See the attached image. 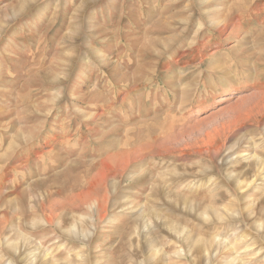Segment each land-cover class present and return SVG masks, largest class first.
<instances>
[{
    "label": "rangeland",
    "instance_id": "rangeland-1",
    "mask_svg": "<svg viewBox=\"0 0 264 264\" xmlns=\"http://www.w3.org/2000/svg\"><path fill=\"white\" fill-rule=\"evenodd\" d=\"M261 160L264 0H0V264H264Z\"/></svg>",
    "mask_w": 264,
    "mask_h": 264
},
{
    "label": "bare ground",
    "instance_id": "bare-ground-1",
    "mask_svg": "<svg viewBox=\"0 0 264 264\" xmlns=\"http://www.w3.org/2000/svg\"><path fill=\"white\" fill-rule=\"evenodd\" d=\"M229 24V23H228ZM225 28V27H224ZM197 34V33H196ZM198 35V34H197ZM197 35L195 36V37H197ZM195 40H196V38H194ZM159 66V65H158ZM178 75V74H177ZM153 76H154V74H153ZM178 80V79H177ZM180 87V86H179ZM185 87V86H184ZM261 95H262V93H261ZM56 98V97H55ZM155 102V101H154ZM93 117V116H92ZM165 151V150H164ZM132 157V156H131ZM252 157V156H251ZM115 158V157H114ZM254 158V157H253ZM251 159V158H250ZM254 159H256V158H254ZM262 161V160H261ZM260 166V168H259V172L261 171V172H263L264 171V163H263V161L262 162H258V167ZM263 166V168L261 169V167ZM257 175H259V174H257ZM264 177V176H263ZM253 178H255V177H253ZM262 178V177H261ZM110 180V179H109ZM238 181V180H237ZM236 182V181H235ZM257 181L255 180V179H253L252 181H247V182H243V181H240L239 182V187L238 188H240V189H244V188H246L245 189V191H248L249 189H251V187L256 183ZM189 186V185H188ZM208 186V185H207ZM115 187V186H114ZM195 187H197V186H195ZM210 187H216L217 188V183L215 184V183H211V186ZM258 188V187H257ZM213 189V188H212ZM216 190V189H215ZM219 190V189H218ZM222 190V189H221ZM237 189H235V191H236ZM253 190V189H252ZM260 190V189H259ZM227 191V190H226ZM234 191V192H235ZM242 191V190H241ZM262 191H263V189H262ZM89 192V191H88ZM198 192V191H197ZM227 192H229V191H227ZM239 192V191H238ZM229 195H230V193H228ZM227 194V195H228ZM232 194H233V192H232ZM238 194V193H237ZM263 194V193H262ZM86 195V194H85ZM224 195V194H223ZM236 195V194H235ZM1 196H2V194H1ZM232 196V195H231ZM230 196V197H231ZM253 196V195H252ZM256 196H257V194H256ZM262 197V196H261ZM244 198V197H243ZM248 199H250L249 198V195H248V197H247ZM234 199H235V197H234ZM234 199H232V201L234 200ZM244 199H246V196H245V198ZM244 199H241V200H243L244 201ZM254 199L256 200V197L254 196ZM254 199H252V200H254ZM262 199V198H261ZM260 199V200H261ZM88 200V199H87ZM259 200V199H258ZM256 201V202H259L260 203V201ZM263 200V199H262ZM261 200V201H262ZM105 201V200H104ZM104 201H102L101 199H94L93 201H89V202H86L87 203V205L89 206V208L97 215V216H99L100 218H103L104 216H103V213L106 211V206L104 205ZM236 202H238V200L236 201ZM256 202H249L248 204L249 205H247V206H249L250 208H251V210H253V209H255V208H257L256 207ZM263 202V201H262ZM239 203V202H238ZM264 203V202H263ZM236 204V203H235ZM237 205V204H236ZM246 205V204H245ZM63 206V205H62ZM62 206H60V207H62ZM226 206V205H225ZM260 206H261V204H260ZM211 207V206H210ZM213 207V206H212ZM227 207V206H226ZM230 207H231V205H230ZM229 207V208H230ZM240 207V206H239ZM244 207V206H243ZM262 207V206H261ZM260 207V208H261ZM242 208V207H241ZM42 209V208H41ZM56 209V208H55ZM55 209H53V210H50V212H49V215L47 216V219L45 220V225H47V226H49V227H53L54 226V222H55V220H56V218H57V215H56V212L57 211H55ZM211 209V208H210ZM209 209V210H210ZM220 209V208H219ZM234 209V208H233ZM232 209V210H233ZM246 209H247V207H246ZM207 210V209H206ZM229 210V209H228ZM230 210H231V208H230ZM249 210V209H248ZM259 210V209H258ZM257 210V211H258ZM261 210H262V208H261ZM260 211V210H259ZM239 212V211H238ZM247 212H250V211H247ZM262 212H264V210H262ZM210 213H212V212H210ZM231 213V212H230ZM234 213V212H233ZM254 213V212H253ZM259 213V212H258ZM254 214H256V212L254 213ZM206 215H209L208 214V212H206ZM229 215V214H228ZM236 215V214H235ZM235 217V216H234ZM219 218H221V216H219ZM23 220V219H22ZM60 220V219H59ZM232 221V220H231ZM38 224V223H37ZM57 224V223H56ZM33 227V226H32ZM36 228V227H35ZM178 231H176L177 233H179L180 234V230L179 229H177ZM77 233V232H76ZM19 239L21 240V242H23L24 244H26V243H29V242H31V243H33V241H31V240H29L27 237H25L24 235H20V237H19ZM213 239V238H212ZM186 240L187 241H192V243L193 242H200V241H195L194 239H192V238H190V236L189 235H187V237H186V239L184 240L185 242H186ZM205 240V239H204ZM188 242V243H189ZM225 242L227 243V240L226 241H222V240H220V241H218V244H215V242L214 241H206V242H204V245H207V247H209V248H211L212 250L214 249L212 246L213 245H217V246H222V245H224L225 244ZM20 243V242H19ZM253 244V243H252ZM202 245V244H201ZM226 245V244H225ZM217 246H215V247H217ZM248 246H250V245H248ZM254 246V245H253ZM200 248V247H199ZM202 248H204V246H202ZM209 248H207V252L209 253V251H210V249ZM223 247H221V249H222ZM229 248V252H232V250H234L235 248H233L232 246H229L228 247ZM201 250H203V249H201ZM219 250H220V248H219ZM261 250V251H260ZM259 251L260 252H262V249H260ZM264 250V249H263ZM218 251V250H217ZM202 253H203V251H201ZM216 252V251H215ZM214 252V253H215ZM220 252V251H219ZM218 252V253H219ZM259 252V253H260ZM152 257L154 258V259H156V258H164V257H166L167 256V254L165 253V251H163V249H162V247L161 248H157V246H155V247H153V249H152ZM197 253V252H196ZM198 253H200V252H198ZM202 253H200V256H202L203 254ZM211 253H213V252H211ZM217 253V254H218ZM202 254V255H201ZM234 254H236V253H234ZM234 254H233V256H234ZM177 255H178V253H177ZM204 255H206L205 253H204ZM208 255V254H207ZM40 255H35V259L33 260V263L35 264L36 263V260L38 259V257H39ZM41 256H43V258H46L47 257V255H43V254H41ZM195 257V255H193L192 256V251H190L189 250V252H188V254H180L179 256H177L178 258H179V260H184L185 262H186V260H188V257ZM213 256H214V254H213ZM77 257L78 258H81L82 259V261H81V263L82 264H87V259H84L82 256H80V254L78 253V255H77ZM210 257H211V255H210ZM216 257V256H215ZM207 258V257H206ZM232 258V257H231ZM77 259V258H76ZM209 259V258H208ZM236 257L234 258L233 257V259L231 260L230 259V261H228L227 262V264H235L234 262L236 261ZM239 261V260H238ZM237 261V262H238ZM245 261V260H244ZM243 261V262H244ZM251 261V260H250ZM247 262V261H246ZM225 263V262H224ZM245 263V262H244ZM226 264V263H225Z\"/></svg>",
    "mask_w": 264,
    "mask_h": 264
}]
</instances>
